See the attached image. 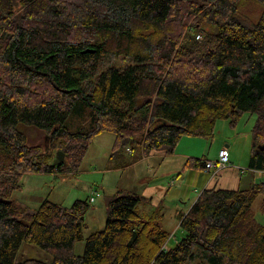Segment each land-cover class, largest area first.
Returning a JSON list of instances; mask_svg holds the SVG:
<instances>
[{"label":"trees","instance_id":"obj_1","mask_svg":"<svg viewBox=\"0 0 264 264\" xmlns=\"http://www.w3.org/2000/svg\"><path fill=\"white\" fill-rule=\"evenodd\" d=\"M240 1L0 0V264H264L252 209L261 197L264 212L262 182L205 188L170 249L157 214L119 190L82 256L84 202L25 212L10 197L25 173L75 172L99 133L114 134L111 157L131 146L172 154L181 137L211 138L217 120L235 127L245 112L256 116L248 168L264 171V16L241 15ZM31 127L47 144L30 143ZM57 151L65 163L54 164ZM22 243L52 261H17Z\"/></svg>","mask_w":264,"mask_h":264},{"label":"rangeland","instance_id":"obj_2","mask_svg":"<svg viewBox=\"0 0 264 264\" xmlns=\"http://www.w3.org/2000/svg\"><path fill=\"white\" fill-rule=\"evenodd\" d=\"M238 12L253 21L259 20L264 16V6L258 0H241L237 4ZM190 21L193 24L198 21V16ZM204 23L203 21H199ZM112 66H120V58L109 59ZM255 114L245 112L240 116L235 127H231L228 120L219 119L214 126L213 138L221 140L231 135L234 142V155L230 154L232 161L235 160L236 166L242 169V183L240 188L249 187L248 180L252 178L253 173L248 168L250 153L252 148V127L255 121ZM30 143L47 144V138L43 133L35 128H25ZM200 136H183L176 144L175 151L181 153H198V157L209 158L214 153L212 145L213 139ZM115 137L111 132H102L93 136L88 144V148L82 161L75 172L63 173H25L20 178V188L14 190L10 197L19 206L26 211H36L45 201L60 204L64 207H71L75 201H81L86 204L83 212L81 227V237L73 247V252L77 256L84 254L87 238L94 232L104 229L107 220V203L110 197L114 196L122 187L132 185L140 194V191L150 190L153 186L155 191L149 197H142L140 208L145 210L157 209L160 213L159 223L164 230L169 233L165 248L170 249L183 237V231L179 225L180 219L172 217L173 213L165 209L160 202L162 200V189L168 188L170 179L165 177L161 170H156V163L161 162L160 158L155 156L162 154V151H152L149 154L142 153L138 146L123 148L117 155L111 157L114 148ZM133 150H132V149ZM131 152H127V150ZM218 153V152H217ZM142 155L149 156L152 159L146 161L144 165H139L137 170L127 168L137 161L143 162ZM163 154H165L163 152ZM168 155V154H166ZM162 158V157H161ZM217 158L213 159L216 160ZM207 161V160H206ZM205 161V162H206ZM148 163L149 167L146 166ZM241 163V164H238ZM244 164L245 166H243ZM245 172V173H243ZM177 173L173 178L178 177ZM264 172L254 174V182H263ZM252 181V180H251ZM220 185V184H219ZM219 187V186H217ZM137 192V193H138ZM151 196V198H150ZM94 198L90 201V198ZM261 197L253 204L254 217L259 222L264 223V212L260 207ZM28 259L39 260L45 263L52 261L51 255L38 246L29 243H22L16 255L17 261Z\"/></svg>","mask_w":264,"mask_h":264},{"label":"crops","instance_id":"obj_3","mask_svg":"<svg viewBox=\"0 0 264 264\" xmlns=\"http://www.w3.org/2000/svg\"><path fill=\"white\" fill-rule=\"evenodd\" d=\"M213 138V137H212ZM212 145L214 148V153L216 155H211L209 158H206V160L210 161L217 157V152L221 148H227L228 150V156H229V162L226 167L218 170L217 172H213L212 170H206L205 168L199 169L194 168L192 166L188 165V160L191 158H199L198 153H181L179 151H173L172 154H158L155 157L160 158L161 162L156 163V170H161L164 174V180L165 177L168 176V178L172 181L167 182L168 188L163 191L162 189V200L160 201L165 209H168L173 213L172 217L179 218L181 220L182 216L187 213V211L190 209V207L193 205V203L197 200L201 192L205 188H240L242 183V176L240 173L242 172V169L235 164V160L230 158V154L234 155V140L231 135H228L221 140L212 139ZM128 152V151H127ZM134 153V151H133ZM132 153V154H133ZM143 153V152H142ZM131 154V153H130ZM150 155H142L141 159H147L143 162L142 160L137 161L133 163L130 166H126L123 169H133L134 171L137 170V167L141 164L144 165L146 161H149V159H152ZM162 157V158H161ZM204 158V157H202ZM241 164V163H238ZM245 166L244 164H242ZM148 163H147V165ZM259 172H264L261 170H252L251 173H253L252 178L248 180L249 186L254 181V174H258ZM178 175L175 179L173 178L174 174ZM245 173V172H243ZM176 175V176H177ZM263 180L262 183H264V177L260 176ZM252 180V181H251ZM220 184V185H219ZM219 186V187H217ZM122 190H132L138 192L132 185H126L125 187H122ZM152 191H155L153 189V186L150 187V190L144 189L143 191H140V194H138L145 198L149 197V195L152 193ZM149 194V195H148ZM151 198V196H150ZM157 209H148L145 210L143 208H140V203H138V211L140 214H157L158 218H160V213L156 212ZM180 225V222H179Z\"/></svg>","mask_w":264,"mask_h":264},{"label":"built area","instance_id":"obj_4","mask_svg":"<svg viewBox=\"0 0 264 264\" xmlns=\"http://www.w3.org/2000/svg\"><path fill=\"white\" fill-rule=\"evenodd\" d=\"M199 37V35L197 36ZM131 152L129 149L127 150ZM217 159L216 160H210L205 162L204 168L206 170H212L214 173L217 172L218 170L224 168L227 166L229 162V156H228V150L227 148H221L218 153H217ZM172 183V181H171ZM94 198H90V201H93Z\"/></svg>","mask_w":264,"mask_h":264},{"label":"water","instance_id":"obj_5","mask_svg":"<svg viewBox=\"0 0 264 264\" xmlns=\"http://www.w3.org/2000/svg\"><path fill=\"white\" fill-rule=\"evenodd\" d=\"M91 50V49H90ZM87 51V50H86ZM46 144V143H45ZM257 148L261 151H264V143L259 144ZM60 163H65V158H64V153L62 151H57L54 159V164H60Z\"/></svg>","mask_w":264,"mask_h":264}]
</instances>
